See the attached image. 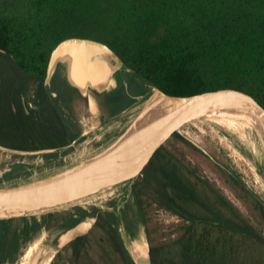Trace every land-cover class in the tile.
I'll return each instance as SVG.
<instances>
[{
  "label": "trees",
  "instance_id": "trees-1",
  "mask_svg": "<svg viewBox=\"0 0 264 264\" xmlns=\"http://www.w3.org/2000/svg\"><path fill=\"white\" fill-rule=\"evenodd\" d=\"M70 37L108 45L131 73L127 88L113 95L92 92L109 116L146 93L138 80L178 97L232 89L264 110V0H0L1 146L71 152L81 141L76 113L87 110L88 97L59 71L44 84L52 49ZM170 138L200 153L177 132ZM170 138L133 181L123 213L128 230L144 226L152 264H264V205L217 167L238 205L232 202L167 148ZM157 211L177 219L167 233L152 225ZM87 217L94 219L90 230L54 262L134 264L116 215L96 207L30 217L21 228L19 218L0 220V264L16 262L21 238L44 231L55 244Z\"/></svg>",
  "mask_w": 264,
  "mask_h": 264
},
{
  "label": "water",
  "instance_id": "water-1",
  "mask_svg": "<svg viewBox=\"0 0 264 264\" xmlns=\"http://www.w3.org/2000/svg\"><path fill=\"white\" fill-rule=\"evenodd\" d=\"M121 68L130 72L108 45L88 38L70 37L60 41L52 49L44 84L49 86L53 75L59 71L67 84L82 97L93 95L92 92L113 95L122 88L115 76ZM153 90L155 100L146 103L123 133L99 153L56 175L24 186L0 189V220L50 212L119 183L133 182L152 155L173 133L207 114L240 113L252 117L264 151V110L247 94L223 89L178 97L169 96L156 88ZM75 143L76 140L72 145ZM0 148L13 154L54 151H24L1 145ZM86 219L92 222L89 221L86 227L81 228L88 222ZM117 219L119 225L120 220L118 217ZM93 222V218H84L79 224L60 234L58 238L63 239L59 242V248L85 235ZM142 232L145 234V229ZM120 236L134 264H152L144 236L133 239L130 243L134 245L136 240L142 241L144 247L142 254L138 255L128 249L121 233ZM42 258L43 254L39 249L26 264H41Z\"/></svg>",
  "mask_w": 264,
  "mask_h": 264
},
{
  "label": "rangeland",
  "instance_id": "rangeland-1",
  "mask_svg": "<svg viewBox=\"0 0 264 264\" xmlns=\"http://www.w3.org/2000/svg\"><path fill=\"white\" fill-rule=\"evenodd\" d=\"M127 73L126 69L121 68L115 76L117 79L123 76L125 78L124 83L128 84L132 76ZM137 84L146 89V93L134 99L129 107L112 117H108L109 115L106 112H101V110L100 113L96 105L97 99L89 94L87 110L76 113L81 128V141L73 145L71 152H68V149L65 148L32 154H13L0 148V189L20 187L56 175L75 166L76 161L81 163L82 160L89 159L105 149L116 137L123 133L129 123L145 106V103L151 98L153 99V89H148L147 84L140 80L137 81ZM111 122L114 125L111 127L115 128H107ZM177 133L190 142L200 153L183 146L175 138H170L166 144L167 148L196 167L199 173L228 199L238 205L232 193L220 181L216 173L217 167L237 177L264 205V151L256 129L251 128L242 134L235 135L207 123L203 118H199L179 128ZM45 154L54 156L45 159L43 156ZM132 183V181L119 183L90 197L50 212L20 217L17 224L21 228L26 221L29 222L30 217L40 219L47 213L70 212L75 207L86 210L96 207L100 210L115 213L121 223H119L118 229L123 239H128V242L131 243L133 239L143 238L144 236L143 240L147 242L145 234L142 232L144 230L142 225H137L135 230L125 229L123 213L130 198ZM110 202L114 203L112 207L109 205ZM152 218L153 227H157L161 233H167L169 225L177 222L176 217L165 211L155 212ZM90 222L88 221V223ZM54 236V234L47 236V233L43 231L37 237H33L34 239L25 240L24 237L21 238L20 252L14 264H26L31 254L39 249L43 254L41 264H60L63 259H60L57 263L54 260L57 252L62 249L59 248L61 237L53 244ZM28 250L31 251L30 255L27 252Z\"/></svg>",
  "mask_w": 264,
  "mask_h": 264
},
{
  "label": "bare ground",
  "instance_id": "bare-ground-1",
  "mask_svg": "<svg viewBox=\"0 0 264 264\" xmlns=\"http://www.w3.org/2000/svg\"><path fill=\"white\" fill-rule=\"evenodd\" d=\"M111 87H112V85L109 86V88H111ZM154 95L155 94H153V99L151 98L152 100L150 99L146 103L154 101L155 100ZM203 117L206 118L214 126L220 128V129H222V130H224L226 132L233 133L235 135L242 134L243 132H245L246 130H250L251 128L255 129V127H254L255 126L254 119L251 118L250 116L246 115V114H240V113H211V114H207V115H205ZM81 152H83V151H81ZM76 157L78 158L77 155H76ZM81 162H83V160ZM78 163H80V162L76 161V163H74V165H76ZM88 224H89L88 222L84 223L81 226V228L86 227ZM62 239H63V237L61 238V240ZM124 241L126 242L128 249L133 254H135V255L142 254V249H143L144 245H143L141 240H136L134 242V245L130 244V242H128L129 241L128 239H124ZM27 252L30 255L31 251L28 250Z\"/></svg>",
  "mask_w": 264,
  "mask_h": 264
},
{
  "label": "crops",
  "instance_id": "crops-1",
  "mask_svg": "<svg viewBox=\"0 0 264 264\" xmlns=\"http://www.w3.org/2000/svg\"><path fill=\"white\" fill-rule=\"evenodd\" d=\"M127 74H131L130 72H128ZM125 78L123 77V76H120L119 77V79H118V83H119V85L121 86V87H124V88H127V86H128V84H126V83H124V80ZM138 97H140V96H138ZM136 98V97H135ZM114 118V117H113ZM115 214V213H114ZM117 217V216H116ZM85 221H91L92 222V220H89V219H86Z\"/></svg>",
  "mask_w": 264,
  "mask_h": 264
},
{
  "label": "flooded vegetation",
  "instance_id": "flooded-vegetation-1",
  "mask_svg": "<svg viewBox=\"0 0 264 264\" xmlns=\"http://www.w3.org/2000/svg\"><path fill=\"white\" fill-rule=\"evenodd\" d=\"M97 106H98V109H99V112H100V108H99V106H102L101 105V102L99 103V102H97V104H96ZM101 113V112H100ZM116 115H118V114H116ZM116 115H113V116H116ZM108 117H112V116H108Z\"/></svg>",
  "mask_w": 264,
  "mask_h": 264
}]
</instances>
